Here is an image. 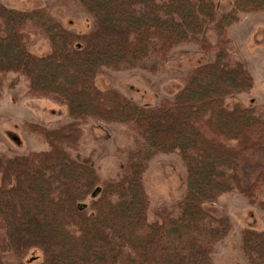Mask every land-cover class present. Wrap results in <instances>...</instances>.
<instances>
[{"label": "trees", "instance_id": "obj_1", "mask_svg": "<svg viewBox=\"0 0 264 264\" xmlns=\"http://www.w3.org/2000/svg\"><path fill=\"white\" fill-rule=\"evenodd\" d=\"M231 2L219 16L215 0H76L94 24L83 35L63 28L46 8L18 11L0 2V73L24 77L28 95L66 105L73 120L58 130L27 126L44 135L49 151L0 157V169L20 167L16 187L0 188V214L13 229L25 224L36 241L43 238V264H213L232 222L212 216L204 204L237 191L264 206L252 194L264 181V119L254 108L225 104L253 86L246 67L230 56L227 29L240 14L264 12V0ZM209 28L214 42L207 40ZM36 35L50 43L46 56L28 51ZM185 44L215 55L188 72L172 99L143 107L95 86L105 69L157 73ZM88 120L125 125L139 139L118 181H102L63 146L80 137ZM169 153L185 168V196L156 208L149 221L145 174L154 157ZM8 233L1 220L0 264L8 258ZM241 250L247 264H264V230H242Z\"/></svg>", "mask_w": 264, "mask_h": 264}, {"label": "rangeland", "instance_id": "obj_2", "mask_svg": "<svg viewBox=\"0 0 264 264\" xmlns=\"http://www.w3.org/2000/svg\"><path fill=\"white\" fill-rule=\"evenodd\" d=\"M0 2L18 11L46 8L63 28L77 35L94 30L92 19L77 6L76 0ZM231 9V0H215L217 15ZM206 36L208 41H215L211 28ZM227 36L233 46L230 53L232 60L246 67L253 79V86L247 92L228 96L225 104L231 107L239 103L254 108L264 119V12L240 14L238 21L228 27ZM28 51L36 56H46L51 46L48 40L36 35L32 36ZM214 55V51L208 54L200 52L196 44H185L172 50L169 59L157 73L105 69L95 77L94 83L101 91L115 89L140 106L154 107L162 99H172L183 87L188 72L212 61ZM27 86L24 77L16 73H0V157L20 158L50 150L44 135L30 130L29 125L43 130H58L73 123L66 105L49 98L30 96ZM79 136L65 140L63 146L75 162L94 168L102 181L115 182L120 179L127 152L135 149L139 141L125 125L92 120L81 124ZM248 166L253 168L250 164ZM17 168L19 170L20 167L14 165V171H10L7 166L1 167L0 188L16 187L13 174ZM144 184L149 198L147 219L153 221L156 208L171 207L185 196L186 172L180 156L169 153L154 157L148 165ZM252 194L264 202V181L256 186ZM85 203L89 204L90 198ZM203 207L212 216L228 217L232 222V231L214 248L213 264H247L241 250V231L264 230V206H257L241 193L231 191ZM1 220L9 230L6 235L9 252L5 264H43V238L38 237L36 241V233L25 231L24 228H28L25 224L21 226L19 223L13 229L2 214Z\"/></svg>", "mask_w": 264, "mask_h": 264}]
</instances>
